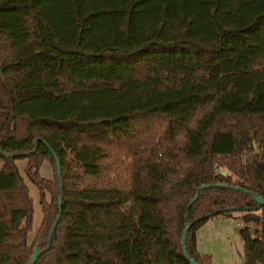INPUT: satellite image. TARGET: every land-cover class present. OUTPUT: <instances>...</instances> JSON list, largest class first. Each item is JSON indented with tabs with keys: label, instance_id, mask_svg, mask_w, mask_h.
I'll return each mask as SVG.
<instances>
[{
	"label": "trees",
	"instance_id": "trees-1",
	"mask_svg": "<svg viewBox=\"0 0 264 264\" xmlns=\"http://www.w3.org/2000/svg\"><path fill=\"white\" fill-rule=\"evenodd\" d=\"M252 195L264 0H0V264H210L195 230L234 211L264 264Z\"/></svg>",
	"mask_w": 264,
	"mask_h": 264
},
{
	"label": "rangeland",
	"instance_id": "rangeland-1",
	"mask_svg": "<svg viewBox=\"0 0 264 264\" xmlns=\"http://www.w3.org/2000/svg\"><path fill=\"white\" fill-rule=\"evenodd\" d=\"M15 163L19 172L23 174L25 159H15ZM220 167L221 170H224L222 166ZM39 173L43 177L51 176V168L47 160L41 163ZM25 180L32 199L33 208L32 226L26 236L27 241L30 242L40 220V205L35 185L26 179V177ZM211 218L210 221L201 227L197 234L198 249L210 253V264H244L242 240L237 231V228L243 225L240 212L234 211L232 216L228 218H223L220 215H215Z\"/></svg>",
	"mask_w": 264,
	"mask_h": 264
},
{
	"label": "water",
	"instance_id": "water-1",
	"mask_svg": "<svg viewBox=\"0 0 264 264\" xmlns=\"http://www.w3.org/2000/svg\"><path fill=\"white\" fill-rule=\"evenodd\" d=\"M55 165H56V169L58 170V162H57V158H55ZM222 172H223V171H222ZM59 182H60V181H59ZM203 185H205V184H203ZM252 198H253L258 204H262V205H264V198H263V197H261V196H257V195H252ZM60 201H61V194L59 193V195H58V207H59V205H60ZM54 225H55V221L52 223L51 228H50V230H49V233H48V240H49V237H50V235H51V232H52V229H53ZM184 239H185V227H183L182 232H181V237H180L181 248H182V252H183V254H185ZM48 240H47V242H48ZM47 245H48V243H47ZM47 245H46L45 248H43V249H46ZM43 249H42V250H43ZM42 250H38L36 246H33L32 252H31V254L29 255L28 260L26 261L25 264H33L34 261H35V259H36L37 256H38V254H39ZM188 260H189V263H190V264H197V263L195 262V260H193L192 258H188Z\"/></svg>",
	"mask_w": 264,
	"mask_h": 264
},
{
	"label": "crops",
	"instance_id": "crops-1",
	"mask_svg": "<svg viewBox=\"0 0 264 264\" xmlns=\"http://www.w3.org/2000/svg\"><path fill=\"white\" fill-rule=\"evenodd\" d=\"M221 217H223V216H221ZM223 218H228V217H223ZM212 218H208L207 220H205L204 221V223H202L196 230H195V246H196V249L198 250V251H200L199 249H198V247H197V234H198V232H199V230L201 229V227L205 224V223H207L208 221H210ZM200 252H205V251H200Z\"/></svg>",
	"mask_w": 264,
	"mask_h": 264
},
{
	"label": "built area",
	"instance_id": "built-area-1",
	"mask_svg": "<svg viewBox=\"0 0 264 264\" xmlns=\"http://www.w3.org/2000/svg\"><path fill=\"white\" fill-rule=\"evenodd\" d=\"M212 168L214 171L221 170V167L215 163L213 164Z\"/></svg>",
	"mask_w": 264,
	"mask_h": 264
}]
</instances>
